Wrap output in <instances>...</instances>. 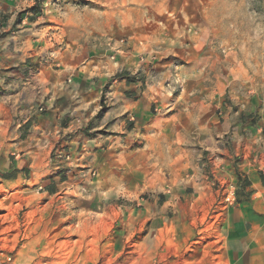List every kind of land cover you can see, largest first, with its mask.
Instances as JSON below:
<instances>
[{"label": "rangeland", "instance_id": "374dc122", "mask_svg": "<svg viewBox=\"0 0 264 264\" xmlns=\"http://www.w3.org/2000/svg\"><path fill=\"white\" fill-rule=\"evenodd\" d=\"M47 1L73 34L87 35L92 22L102 28L95 14L108 10L93 0ZM148 1L145 14L156 24L141 28L157 39L147 41L151 54L135 58L148 65L143 82H159L176 101L156 121L166 131L115 150L0 147V161L23 166L14 181L0 170V264H240L225 226L235 200L224 203L226 182L211 179L198 150L209 138L205 126L218 137L226 108L264 128L257 104L264 100V0H174V12L172 0ZM40 159L48 168L35 177L29 165Z\"/></svg>", "mask_w": 264, "mask_h": 264}, {"label": "crops", "instance_id": "0c3cea01", "mask_svg": "<svg viewBox=\"0 0 264 264\" xmlns=\"http://www.w3.org/2000/svg\"><path fill=\"white\" fill-rule=\"evenodd\" d=\"M93 1L108 10L95 14L102 28L92 22L85 35L69 32L58 18L61 12L56 14L47 0H0V147L115 150L142 147L135 142L166 131L155 124L176 101L163 95L159 82H143L148 65L135 58L141 52L151 54L147 41L157 39L141 28L156 24L145 14L152 2ZM171 3L174 12L179 3ZM118 24L124 29L111 27ZM121 32L128 35L124 44ZM122 68L123 76L113 75ZM257 100L258 105L263 102L258 121L264 127V100ZM225 110L218 137L205 126L209 138L197 150L207 156L201 165H209L211 179L236 185L235 202L225 217L229 250L240 264H264V131L243 123L240 109ZM188 132L199 133L195 127ZM21 164L2 159L5 180L20 178ZM29 167L35 176L48 165L40 159ZM210 180L202 183L212 185ZM212 189L208 187L209 194Z\"/></svg>", "mask_w": 264, "mask_h": 264}, {"label": "built area", "instance_id": "2783aa9c", "mask_svg": "<svg viewBox=\"0 0 264 264\" xmlns=\"http://www.w3.org/2000/svg\"><path fill=\"white\" fill-rule=\"evenodd\" d=\"M223 185V201L225 204H232L235 200V184L226 182Z\"/></svg>", "mask_w": 264, "mask_h": 264}, {"label": "trees", "instance_id": "16d2710c", "mask_svg": "<svg viewBox=\"0 0 264 264\" xmlns=\"http://www.w3.org/2000/svg\"><path fill=\"white\" fill-rule=\"evenodd\" d=\"M118 76H123V74H120V75H118ZM263 131H264V128H263Z\"/></svg>", "mask_w": 264, "mask_h": 264}]
</instances>
